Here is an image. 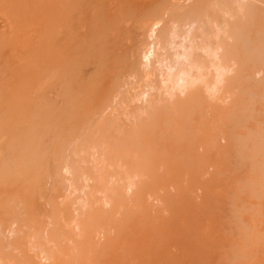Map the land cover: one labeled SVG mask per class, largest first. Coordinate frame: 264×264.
<instances>
[{
    "label": "rangeland",
    "instance_id": "obj_1",
    "mask_svg": "<svg viewBox=\"0 0 264 264\" xmlns=\"http://www.w3.org/2000/svg\"><path fill=\"white\" fill-rule=\"evenodd\" d=\"M206 1L207 0H1V2H0V36L2 35L1 37L6 38V39L10 38L12 40V43H10L9 46L7 47V49H5V51H4V54L6 55L5 58L6 59L8 58V59L6 60L3 56L0 58V69H3L7 65H10L12 67L19 68V69H22L24 71L29 72L30 74L33 75L34 80H37V79H38V81L44 80V81H46L48 86L53 85L52 81H50L51 77H49L52 70L58 69L59 71H62L63 69H65L64 66L67 63V61L70 58L77 55V53L79 51L78 45L80 43L87 41V40H90V37H91V40L94 39L95 36L97 37V35H98V37H100L101 36L100 34L103 32H107V34H109L107 36H109V38L112 41H114L115 43L112 42L114 44H112V45L109 44L110 46L108 45V48L103 47L101 50L107 52L112 57L125 60L124 61L125 63L123 62L124 64L122 66L123 68L120 67L122 70L120 68H119L120 70L118 69L119 72H117V74L118 75L120 74V75L118 76L116 74V76H118V78L117 77L112 78V76H111L110 78L112 80L109 79V81H106V80H108V78H107V79H105V81L102 82L103 84L100 81L101 86H103V88H104V94H107V96H106L104 102L102 101L103 103L100 106L92 107L89 110L90 115H89V118H87L88 120L91 119L92 123H97V122H95V120L97 118L96 116H98V115H100L102 117L104 116L105 118H102V117L100 118V116H99L100 119L99 118L98 119L103 124V126H101V127L104 128L106 132H109V137H107L108 133H106V132H105V134H107V135L104 134L106 136L105 139L102 138L103 136L102 137L99 136L105 140V141H103L100 138L103 141L102 142L97 137V134H96L95 135L96 141L97 140H99V142L101 141V144L99 143L97 146L98 141L94 142V144L95 143L96 144L94 145L92 143L94 145L93 146L94 148H93L91 143H90L87 145V147H85V149L86 148L88 149V148H90V145H91L92 149H88V150H85L83 147V149H84L83 153L84 154H82V153H80V154H81V157L84 156L85 158L82 160L79 159V156H77L78 159L76 158V156H72V155L69 156L70 161H71V162L69 161L70 166H71V164H73V165L75 164V170L77 169L75 171L76 177H77V179L75 178V181L72 180L74 178L75 173L72 176V173L69 171V168H70L69 163H68V165L63 164L64 167L61 166V168L63 167L62 169H60L61 172L59 171V173H58V171L55 170L56 173H53L52 172L53 169L51 172H49L50 176L48 175V178H46V180H45L46 182L44 181V187L42 189L44 191H42V194H40L38 196L39 198L37 199V201L41 205L40 208L44 207L45 209L44 208L43 209L44 210L47 209L46 211H48V209L50 207H52L51 206L52 205V203H51L52 199L53 200L55 199L54 202H56V205L58 204L56 207V210H58V212H60V211L62 212V210H60L61 206H62L61 205V201H62V202H64L63 204L65 206H68L67 208L69 210V213L67 212V215L68 214L71 215V216H68V218L66 216H64V218L65 217L67 218V220L65 219L66 221H68V219L71 220V221L69 220L68 223H66L67 225L63 226L64 224L63 225L61 224L62 222L63 223L65 222L63 219L59 220L57 223V228H59L58 226H60L63 229H64V227H68V224L70 225L69 233L67 231L69 227L67 229H64V231H67V234L65 232L64 237H65V235L67 237L70 236L69 239L71 241L69 239H67L68 241H66L65 238L63 239V237L60 240L59 244L49 241L51 243L48 242V246L51 247V249H53V250L58 249V248H56V246L64 247L63 245H71V243L67 244V242H72V241H74V242H72V245H73V243H75L74 244L75 246L71 245V247H73V250H75L74 248L76 246L78 248V246L80 245V240L78 239V238H80V236H79L80 229L78 228V226H76L78 223L77 221H80V220L82 221V219H84L86 216L92 218V217H94V215H98V213L100 214L101 212H103L100 214V218L103 216V218H102L103 220L100 219V221L105 222V220H106V223L101 222V223L97 224L94 228H92V233H91V239L92 240L90 241V243H88L89 245H86V246H88L86 248L89 249V247H90L92 249H91V251H89L90 250L89 249L88 252L86 253L85 252L86 249L84 248L83 256H85L84 254L86 253V257L83 260L84 264H90V263L91 264H94V263L98 264L99 261L101 260L100 259L101 257H103V258L100 261V263L106 262L104 264H115V262H116V264H154V262H156L155 264H165V263L166 264H168V263L169 264H222V263L223 264H225V263L226 264L227 263L235 264L234 260L236 261V263L241 264V262H240L241 257H239L237 249H234V243H232L233 240H231L229 237L231 236L232 233H234V230H236L238 228L237 226L240 227V224H237L240 222L238 221L237 216L234 212L235 210H234V203L233 202H235V201H233V200L236 197V189L235 188L242 189L243 184L245 182V178H243L244 177V172H243L244 169L240 165H238L239 164V163H237L238 158L234 154V151L231 149V144H233L232 143L233 141L231 142L232 138L230 137L229 133H230V130H232L233 126H231L232 121L230 120V118H229V120L228 119L225 120L223 117L224 120L219 121L220 123L218 125H216V127H214V128H216L215 130L213 128L210 129L211 131L208 130L209 134H205V135H206V137L207 136L209 137V135H210V139L207 137V139H209V140L204 138L203 133H206V132H204L203 130L201 131L200 129H199L200 132L196 131L197 133H201V136L203 135V139H204L203 141L205 144L202 142V139L201 140L198 139L195 142L193 141V143H191V146H192V151H194L195 154L192 153V157H191V153L188 152V150H185V153H184L183 149H186L184 146L181 147L179 145L176 146L174 144H169V143H167L169 141L167 139H166L167 140L166 141L163 138L160 139L163 142V143H161V141L156 140L155 137L150 138L149 136H151L152 134L147 135V134H149V133H147L146 136L145 137L143 136V139L141 138V141H140L141 143L143 142L144 144L143 143L142 144L144 146H146L147 148L145 147L146 150L144 151V149H143L144 146L142 144H140V147L143 146L141 149H143V151H144L143 153L145 155L149 154V156H146V157H148V159L150 161L149 164H147L148 159H146L144 157L145 155L142 154L143 158H145V160L142 159V162L143 163L145 162L143 164L145 166H143L142 168H136L135 167L136 169L134 168L132 170L133 166L127 165L128 168L126 167V170H127L128 174L127 173L124 174V168H122V167H118L119 169H116L117 166L116 165H115L116 167L113 166L114 164L112 166H109L110 160L113 161L112 158H115V156H116L115 152H112L113 147L115 149V147H116L115 145H118V143L120 144L123 140L125 141L127 139V137H129L128 135L133 134L132 133L134 131L133 128H135V130H137L136 129L137 125H138V128L140 126L142 127V125L144 126V124L146 125V122H145L146 119H147V122L148 121L150 122V119L152 120L154 112L156 113V111H158L159 108L165 107L167 104H169V106H170L171 103L175 104L178 101H182L183 99L186 100L185 99L186 96L188 98L187 101H191V99H189L187 91H185V88L187 90V88H189V87L188 86L184 87L185 85H188L187 83H185L184 80L187 78L194 80V76L197 74L196 66L198 67V65L204 66L203 69L206 72H205V75H203L202 80H197L195 78V82H197L196 87H199V88H197L198 89L197 92L199 93V91H200V93L198 94V95H200L199 97L201 99L203 98L202 100L204 101V103L206 102L208 104V105L206 103H205V105H204V103L202 104L201 108L203 107L206 112L201 113V111H203V110H200V115H203L201 117L205 118L206 116H210L212 111H214L213 109L217 108L218 106L220 108L218 107L216 110L219 109L221 112L225 111V109L230 110L234 106V104H233L234 99H235L234 97H236L235 95H237V93L239 92V89H238L239 86H236L235 81H234V76L236 77L237 75L233 74V73H235L234 71L237 68V64H236L237 62L231 57H225L226 54H224V52H226L225 50L228 49L227 47L230 43V39L225 37L224 42L222 41V43H221L220 42L221 39L220 38L216 39V37H214V36L218 32L216 30L217 28H218V30L220 29L219 30V32L221 31L220 34L223 33L222 30L224 29L223 26H225V21H227V20L231 21V17L229 16L230 14H232V16H233L232 21L236 20V19L238 20L240 18L239 15L241 13L237 9L239 8L240 4L243 1L244 2L245 1H252V3L254 1L253 4L260 5L261 1H263V0H231V1L229 0L230 2H228L226 0V4L224 3L225 0H217V1H219L217 5L215 4V3H217L215 0H213V1L211 0L212 4L215 1L214 4L216 5V7H214L215 11L213 10L211 12H208V14L210 13L209 18L214 17V15L211 14L213 12H214V14L220 13V11L218 12V10L216 8H218L222 12L224 11V9L222 10L219 8L220 6H218V5H220V4L222 6H228L230 8L229 9L228 7H226L228 9H226L224 12H227V10L228 11L231 10V11H230V14L228 15L230 18L225 15L227 13H224V15H222L223 14L222 12L220 15L216 14L217 17L216 16L214 17V18H216V20L215 19L214 20L212 19V20L218 22V20L220 19L219 23H217V25H216V22L215 23L212 22L211 26L208 25L210 27H208L205 24L207 21H210L211 19L208 18V15H204L205 11L202 8ZM211 1H207V2L211 3ZM214 4L212 6H214ZM223 4H225V5H223ZM260 6L263 7L264 2H262ZM192 7H194V8H192ZM189 10H191V11H189ZM201 13L203 14L202 17L200 16ZM223 16H225V18L227 17L228 19L227 18H226V20L222 19ZM222 20L223 21L225 20V21L223 22ZM208 23L209 22H207V24ZM90 24H92V26L95 24V29L97 27V29L99 30V32L97 30L95 33H92L94 36H92L91 31H90L91 29H89ZM202 24L205 26H203ZM209 24H211V22ZM215 30H216V32H215ZM213 34H214V36H213ZM224 36H226V34H224ZM224 36H222V37H224ZM219 43H220L221 47H220ZM222 46H224V47H222ZM108 49H110V51H108ZM222 49H224V50L222 51ZM205 50H209L210 54L209 53L207 54ZM81 51L82 50H80L79 53ZM8 54H10V55H8ZM195 60H196V62H195ZM222 60H225V61L223 62ZM188 62H190V64L193 63V65H195V67L189 68L190 64L188 65ZM206 64H207V66H206ZM217 68H220V69L222 68L223 70L225 68H227V69L225 70V72L220 73V72H217V70H216ZM230 68H235V69L234 70L232 69L233 70V72H232V70ZM256 68L257 69H254V68L252 69L253 73H251V75L253 78L259 79L260 77H262L263 72H261L262 70L259 67H256ZM97 72H98V64H97L96 59H95V61H92L91 63H87L84 66V68L81 70L80 77L84 79L86 77L95 75ZM253 74L255 77L253 76ZM183 76H185V77L183 78ZM19 77H18L19 79L15 78V77L8 78L7 79L8 84L10 86L14 87L15 84H18L19 82L22 81L21 79H23V78L21 76H19ZM14 78H15V80H14ZM177 78H178V82H177ZM229 78L231 79V83L234 84L235 86L234 85L232 86L229 83L230 82L228 80ZM114 82H115V84H114L115 86L112 85ZM179 83H182V84H179ZM220 83H221V85H220ZM109 84H110V87H109ZM194 84H196V83H194ZM182 85H184V86H182ZM116 86H118V88ZM182 87H184V88H182ZM30 88L32 89V86H30ZM115 88H117V89H115ZM44 91H45V94L47 96H49L50 98H52V99L57 98L56 100L54 99V101L57 102V104L58 103L60 104V102H62L61 98L57 97L58 93L55 92L54 90H51V89H49V87H47L44 89ZM234 91H238V92H236V94H235V93H233ZM108 97H110L111 101L109 100ZM190 97L193 98L194 96L190 95ZM106 101H107V103H105ZM209 102L212 105H214V107L211 105L209 106ZM107 104H109L110 106L108 107ZM158 106H160V107H158ZM169 106L167 105V107H169ZM101 107H102V109H101ZM170 107L167 109L168 111H169V109L170 110L172 109ZM95 108H97L98 112L95 111L96 110ZM164 109L165 108H163L162 111ZM152 110H154V111H152ZM194 110L195 109L193 108V111ZM93 111L96 112L94 115H93V113H94ZM165 112H167V111H165ZM230 112L227 114V115L230 114L229 117L232 116V112L231 113ZM172 114H173L172 116L175 117L176 113L172 112ZM198 116H199V114L197 115V117ZM171 118H173V117H171ZM171 118H170L171 121L174 120V122H176L174 125L175 127L177 126L176 124H180V123H178V121H176L177 120L176 117L174 119H171ZM202 118H200V117L195 118L194 120H192L193 122L191 121V123L195 124L196 127H198V125L201 124L200 122H202V120H201ZM108 119H110L109 120L110 125L108 123ZM143 122H145V123H143ZM174 122L172 121L171 123H174ZM169 123L165 124V126H168ZM104 124H105V126H104ZM222 124H223V126H222ZM97 125H98V123H97ZM171 126H172L171 128H173V125H171ZM158 127H159V125H158ZM110 130H112V131L110 132ZM177 130H179V129H177ZM177 130L175 132H177ZM212 131H213V134H212ZM210 132H211V134H210ZM226 134L227 135L229 134V135L227 136ZM110 135H111V137L112 136L114 137V138L112 137V139H113V141H116V143L114 142V144H113L112 139H110L111 138ZM118 135H119V137H118ZM126 135H127V137H126ZM121 136H123V137H121ZM124 137L126 139H124ZM228 137H230L231 139H229ZM122 138H123L122 141L119 140ZM146 138H148V139H146ZM153 139H155L156 141L155 140L153 141ZM124 141H123V143H124ZM159 141H160V144L162 145L163 148L159 144ZM206 141H208L209 143H206ZM156 142H158V143L156 144ZM102 143H105L106 146L104 144H103L104 147L101 146ZM111 144L114 145V146L112 145V148L110 147ZM207 144H209V145H207ZM214 144H217V145H214ZM201 145L203 147H201ZM158 146L161 148H159ZM164 146L166 148H164ZM208 146L209 147L211 146V147L209 148ZM95 147H97L98 149ZM170 147L171 148L175 147V148L172 150ZM206 147H208L209 150ZM102 148H104V149H102ZM110 148L112 149L111 152L113 154L112 155L111 154L105 155L106 157L105 156L103 157V154H106V152L109 153V151H106L105 149L109 150ZM210 149L211 150L213 149V150L211 151ZM155 150H156V152H155ZM219 150H220V152H219ZM81 151H83V150H81ZM103 151L105 153H103ZM172 151H174V152H172ZM204 151L206 153H204ZM221 151H223V152H221ZM145 152H148V153H145ZM164 152H165V154H164ZM166 152H168V153H166ZM215 152H217V153L219 152L220 154H217ZM153 153H154V155H153ZM176 153L178 154V156ZM98 154H100V155H98ZM196 154H198V155H196ZM224 154H226V155H224ZM159 155H161L163 157L160 156V158H159ZM184 155H186V157ZM5 156L7 157L6 159L10 158L9 154H8V156H7V154ZM155 156H158V158ZM173 157H177V158L175 159ZM64 158H67V156H64ZM69 158L67 160H69ZM187 158H189V159H187ZM104 159H105V161L108 162L109 168L105 166V165H107V162L105 163V161H103ZM164 159H167V160H164ZM178 159H179V161H178ZM190 159H193L194 161L190 160ZM77 160H79V162H78L79 164H77ZM162 160H164V161H162ZM181 160L185 164L187 163V161L189 163H190V161H192L195 164H193L192 162L190 164H193L192 166H194V165H197V166L192 167L191 165H189V163H187V165L182 163L184 166H180V165H182ZM185 160H187V161L185 162ZM165 161H166V164L168 166L164 165ZM174 161H176V163L179 164L177 166H180L179 168L176 166L177 167L176 170L174 169L175 168L174 164H176ZM233 161L234 162L236 161V162L234 163ZM73 162H76V163H73ZM160 162H161V165H160ZM153 163H155L154 165H156V166L159 163L158 166L160 165L159 168L161 169L160 170L161 175L159 174V171H158L159 168L154 166ZM169 163H171V164H169ZM52 164H53V160H50L49 166L51 167ZM110 164H112V163H110ZM162 164L165 166L164 168H163ZM78 165H79V167L76 168V166H78ZM95 165L96 166L98 165V166L96 167ZM149 165H150V167H149ZM188 165H189V167H188ZM153 166L157 168L156 171L158 173L155 171ZM102 167H105V169H107V171L104 172V173L107 172V174H108L107 177L104 174V177L106 179V180H104V182L106 181L107 184L106 183H104V184L100 183L99 184L97 182V179H98L97 176L98 175H95V174L97 171H98L97 172V174H98L99 171H101V169H103ZM149 168L150 169L153 168L154 170L149 171L150 170ZM147 169H149V170H147ZM179 169H181V170H179ZM185 169H186V171H185ZM228 169H229V171H228ZM50 170H51V168H49V171ZM103 171H104V169H103ZM141 171H144V173ZM153 171L155 173H153ZM181 171H182V173H181ZM184 171H185V173H184ZM166 172L168 173L167 175H165ZM176 172H178V173H176ZM196 172H199V173H196ZM145 173H148V174L145 175ZM151 173L153 175L152 177H151ZM142 174H144V175H142ZM149 174H150V176H149ZM156 174H157V176H156ZM171 174H174V175H171ZM220 175H221V177H220ZM230 175H231V177H230ZM159 176L161 177V179ZM175 176H176V178H174ZM184 176H185V180L189 184H186L187 182L183 181ZM71 177H73V178H71ZM153 177H155V178L157 177L156 178L157 181ZM164 178L169 180L170 184H167L168 181L165 180ZM193 178H194V180H193ZM146 179H148L147 180L148 183L150 182L154 186H150V188L144 189L143 185H145L144 182H146ZM215 179H217V180H215ZM151 180H152V182H151ZM171 180L172 181L174 180V181L172 182ZM221 180H224V182ZM129 181H131V182H129ZM232 181H234L237 185ZM239 181L241 183H243L241 188H240L241 183ZM147 182H146V184H147ZM174 182L179 184V186H177ZM129 183H130V185H129ZM161 183L165 186H163ZM181 183L183 184V186ZM139 184H142V186ZM100 185H102V186L107 185L108 187H105V186L104 187L108 188V189L113 187L114 190L112 188L110 190H107L102 186H101L102 187L101 188ZM112 185H114V186H112ZM158 185L163 186L162 188H160L161 190L158 189L159 188ZM191 185H192V187H191ZM224 185H225V187H224ZM116 186L119 188H117ZM138 186L141 188L143 187V189L145 191L142 189H139V188L137 189ZM146 186H145V188H146ZM174 186H176V187H174ZM45 187H47V189L49 191L47 193L48 195L46 194L47 189ZM154 187H156V189H154ZM116 188L118 190L121 189L119 191L120 194H118L119 198L120 197L123 198V199L121 198L122 199L121 201L119 200V198L117 196H116L117 197L116 199H118V201H113V200H115L114 199L115 197L111 196L112 194H114V196L117 195V191L114 192L116 190ZM167 188H168V190H167ZM178 189L179 190L181 189L180 191H182V192H180ZM105 190H107V191H105ZM111 190H113V191H111ZM135 190L138 192H135ZM154 190H157L158 194L156 193V191L153 192ZM233 190H234V192H233ZM167 191L170 192V193H168L169 195L167 194ZM177 191H179V193ZM43 192H44V194H43ZM135 193H137V195H138V198H139L138 200H137V196ZM141 194H142V196H140ZM182 194H183V196H182ZM45 195H47V196L45 197ZM134 195L136 196L135 197V199L137 200V201L135 200L136 202L134 201V198H133ZM173 195L177 196V197H174ZM231 195H233V196H231ZM178 196H180V197H178ZM49 197H51V202H50ZM163 197H165L166 200L168 198L167 202L165 199L163 200ZM46 198L48 199L47 201H49L50 203L46 202ZM180 198L181 199L185 198L184 201H188V200H190V201H188L187 203L183 201V203H184V205H183L182 202L180 201L181 200ZM205 198H207V200ZM142 199L144 200V201H142L143 205H142V203H141V205H139V203H140L139 201H141ZM175 200H176V202H178L177 204H176ZM192 200H193V202H192ZM238 200H239L240 204L245 205V206L252 204L251 196H249V197L244 196ZM249 200H250V202H249ZM137 202H139V203H137ZM247 202H249V203H247ZM260 202H262V201L259 200V203L257 201H255L254 205L257 204L256 207L264 210L263 209L264 205L262 206L263 203L260 205ZM39 203H38V205H39ZM46 203H47V205H46ZM66 204H68V205H66ZM136 204H138V205H136ZM166 204H167V206H166ZM187 205L189 206L188 208H187ZM133 206L136 207L137 210H135V208ZM143 206L144 207L147 206V207L144 208ZM176 206L180 209H178ZM196 206H197V208H195ZM110 207H111V211L109 209ZM174 207H176V208H174ZM168 208H170V209H168ZM185 208L188 210H186ZM142 209H145V210L143 211ZM129 211L131 213L126 214V212H129ZM187 211H188V213H190L189 216L190 215L192 216V218L190 216L191 219L189 218ZM139 212H140V214H139ZM176 212H179V213L181 212L180 213L181 215L180 214L178 215V213H176ZM183 212L185 215L182 214ZM123 213H124V215H123ZM134 213H136V216L134 215ZM233 213L236 216L235 219H237V220L234 219L235 216L232 215ZM105 214L107 215V217L109 219H111L110 221H112V222H110L109 219H107V217L104 218L106 216ZM173 214L176 216H174ZM18 215H16L17 217H14L13 215L8 214L7 218H6L8 220V222H7V220H5V221L0 220V223H1V225H0V237H1L0 238V240H1V242H0V264H24L23 261L26 259L30 260V261H34L35 264H36V262H37V264H48L49 260L42 252H39V253H38V251L35 252L34 249H32L31 251H28L29 250L28 249L29 246H27L28 243L26 244V241L23 239V238H25L24 236L27 233L26 232L27 230H25V228L27 225H30L26 222L28 220L25 221L27 213H26V215H23V212H21V215H19L20 217ZM122 215L125 216V218L122 217ZM257 215L259 216V214H257ZM260 215H261V213H260ZM127 216H128V218H127ZM261 216H263V214ZM21 217H23V218H21ZM117 217L119 218V220L122 219L123 222L125 221L124 222L125 225L121 220H120L121 221V224H120V221L118 220ZM142 217H143V219H142ZM174 217L178 218L179 221ZM187 217H188V220L191 221V224L194 226H192V225L190 226V223L188 224L189 221L186 219ZM129 218L131 220H129ZM13 219H15L16 221H14ZM17 219L18 220L22 219L20 221L23 222V226H22V223L19 222ZM43 219H44L42 222L43 225H40L41 226L40 228L41 229L43 228V229L42 230H40L39 228L38 229L40 230L42 236L47 234L46 237H48V232L50 230L49 228L55 227L56 225L53 224L54 219L52 220V219H50V217L48 218L47 216H44ZM140 219H141L142 223H141ZM167 219H169V220L167 221ZM181 219H182V222H181ZM117 220L119 221V223L117 222ZM143 220H145L146 223H144ZM160 220H161V223H160ZM9 221H10V223H9ZM24 221L26 222L25 225H24V223H25ZM50 221H52V222H50ZM60 221H61V223H60ZM128 221L131 222L133 227H131L132 225H130V223L127 224ZM155 221H156V224H155ZM233 221H235L236 223ZM243 221H244V219H243ZM246 221L249 222L250 220H246ZM2 222L4 223L3 226H2ZM113 222H115V224H117V223L120 224V227H119V225L114 226ZM132 222H134V223H132ZM136 222H138V223H136ZM167 222L170 224L169 227H166V225L168 226ZM50 223H52V225H50ZM54 223H55V221H54ZM164 223H165V226L163 225ZM233 223L235 225L234 227H237V228L233 229ZM244 223L248 224L245 221H244ZM122 224H123V226H122ZM144 224H146L147 226H145ZM153 224H155V225H153ZM158 224H159V226L162 225V228L161 227L158 228V226H157ZM262 224H264V222H262ZM128 225L130 226V228ZM117 226L119 228L122 227L120 229L121 231L124 228V226H126V228L123 230V233L126 230L125 234L122 233L123 235H121ZM142 227H143V229H142ZM163 227H164V229H163ZM186 227H187V229H186ZM131 228L133 229V231ZM135 228H136V230H135ZM139 228L141 231L139 230ZM153 228H155V229H153ZM190 228H191V230H190ZM26 229H28V228H26ZM151 229H152V232H151ZM160 229H162V230H160ZM18 230L21 231L22 234ZM175 230L177 233L174 232ZM195 230H197V231H195ZM29 231H30V229H28V232ZM127 231L129 233H127ZM182 231H183V233H182ZM186 232L189 233V234H187L188 237L186 236V234L183 235ZM190 232L192 233V236H190V234H191ZM132 233L134 235H132ZM146 233H148V234H146ZM150 233H151V237H150ZM157 233H159V234H157ZM172 233H173V235H172ZM198 233H200L201 235ZM20 234H21V236H20ZM164 234H165V237H164ZM169 234H171L172 236ZM154 235H156V236H154ZM157 235L164 237V239H167L166 242L163 241V239H162V241H163V243H162L159 240L161 237H159ZM145 236L148 239L152 238L153 240H147V238ZM194 236H196V237H194ZM197 236H198V238H197ZM225 236H226V238H225ZM107 237H108V239H106ZM154 237H155V239L157 238V241L154 239ZM184 237L186 239H188V241L190 239H191V241H193V237H194V241L195 240L196 241L195 242L193 241V244H195L197 247L192 246L193 245L192 242L190 243V245L192 244L190 246L189 245L190 241L187 243L186 239L182 240ZM201 237H202V239H201ZM75 238H76V240H74ZM112 238L116 239L115 242H112V241H114ZM117 238H118V241H117ZM129 238H131V239H129ZM142 238L143 239L145 238V241ZM110 239H112V241H110ZM168 239H169V241H168ZM138 240L141 241L142 243L139 242ZM228 240L232 244H229ZM105 241L107 242V244ZM137 241H138V244L140 243L141 245L137 246L135 243ZM147 242H148V244L146 246ZM172 242H173V244H172ZM225 242H228V243H225ZM103 243L108 245V246L110 245V243H115L117 245L113 246V244H112V246H113V248H112V247H110L111 245L109 247H107ZM153 243L157 246V248L156 247L154 248L155 245H153ZM185 243H187L190 247L187 246V244L185 246ZM142 244H143V246H142ZM159 244H161V245H159ZM162 244L163 245L165 244L167 247L165 245L162 247ZM204 244L206 246H204ZM227 244H228V247L226 246ZM54 245H56V246L53 248ZM105 246H106V248H108V251L106 250ZM132 246H133V248H131ZM144 246H146V247H144ZM224 246H226V247L224 248ZM232 246H233V248H231ZM98 247H100V248H98ZM135 247H136V249H134ZM160 247L162 249H160ZM208 247H210V248H208ZM110 248L114 251H112ZM123 248H125V249L123 250ZM200 248H201V250H200ZM216 248H217V250H216ZM97 249H98V251H97ZM99 249H101L102 251L106 250L107 255L108 256L110 255V256L108 257L107 255H105L106 253L102 252ZM116 249L118 251H116ZM129 249L131 251H129ZM155 249H157L158 251ZM208 249H210V250H208ZM222 249H225L224 251L227 250V252L230 251V256H232V258L228 255L229 253L228 254L226 252L224 253ZM231 249H232V253H231ZM233 249L236 251H234ZM166 250H167V252H166ZM93 251H94V253H93ZM124 251H125V253L121 254ZM142 251H144V252H142ZM220 251L222 253H220ZM108 252H110V254H108ZM119 252H121V253H119ZM133 252L135 254H133ZM199 252H200V254H199ZM234 252L235 253L237 252V253L235 254ZM260 252L262 253V255H261V253L259 254L257 251V253L259 255H261V257L258 258V259H260V261L258 262V260L256 259L254 264H264V249L261 250ZM115 253H117L118 255ZM155 253H157V254L152 255ZM233 253H234V256L232 255ZM97 254H98V256H101V255L102 256L100 258H98V256H96ZM119 254L122 256H119ZM138 254H139V256H138ZM158 254H161L162 256L161 255L158 256ZM43 255L45 258L43 257ZM125 255H127L128 257L126 256L123 258V256H125ZM105 256L108 257L107 261L110 258L109 259L110 262L108 261V263H107V261H105V259H106ZM115 256H117V257H115ZM19 257H21V258H19ZM94 257H97V258H94ZM111 257L112 258L114 257V259H112ZM145 257H147V258H145ZM166 257L168 260L170 259L169 260L170 262L167 261ZM234 257H236L237 259ZM60 258L64 261V255H60ZM83 258L84 257H82V259ZM116 258L118 259V261ZM121 258H122V260H125V261H122ZM155 258H158V259L151 261ZM97 259H100L98 261V263H97ZM103 259H104V261H103ZM232 259H234V260H232ZM239 259H240V261H239ZM85 260L88 262H86ZM158 260H162V261L164 260V261L163 262L161 261L162 263H160V261L157 263ZM228 260H229V262H228ZM176 262H178V263H176ZM25 264H28V263H25ZM68 264H72V262H70ZM74 264H75V262H74Z\"/></svg>",
    "mask_w": 264,
    "mask_h": 264
},
{
    "label": "bare ground",
    "instance_id": "obj_2",
    "mask_svg": "<svg viewBox=\"0 0 264 264\" xmlns=\"http://www.w3.org/2000/svg\"><path fill=\"white\" fill-rule=\"evenodd\" d=\"M207 1H211V0H207ZM205 2L204 3V6L202 7L203 11L205 14L204 15H208V18H209V14L208 12H211L214 10V7H216V5L218 4L219 1L215 0L217 3H215V1L213 2L214 6H212V1L211 3L210 2ZM228 2H230L229 0H227ZM1 2V0H0ZM244 2V1H243ZM241 3L239 8L237 10H239V12L241 13L239 16L240 18L237 20H233V16L232 14H230V11L227 10V12H224L226 9H228L229 7L228 6H222L220 3V6L219 8L220 9H224V11L222 12L221 10H219L218 8H216L218 10V12L220 11V13H211L212 15H214V17L217 15H220L221 12L223 13L222 15H224V13H227L225 14L226 16H229L231 17V21L230 20H226L225 16H223L222 19H225V26L224 29L222 30L223 33L220 34L218 28L216 29L218 32L215 34H213L214 37H216V39H221L220 42L222 43V41L224 42L225 40V37L226 38H229L230 39V43L228 45V49L225 50L226 52H224L225 57H231L233 58L237 63V68H230L231 70L235 69V73L233 74H236L237 76L235 77L234 76V81H235V85L236 86H239V92L238 91H234L233 93L237 95H235L236 97H234V106L230 109V110H226L225 108V111L221 112L219 109L216 110L217 108H214L212 111V113L210 114V116H206L204 119L201 117L203 115H200V110H203L201 111L202 112H206L204 110V108L202 109L201 106L202 104L204 103V101L199 97L200 95H198L200 93L197 92V88L199 87H196L197 86V82H195V78L197 80H202L203 78V75H205V70L203 69L204 66H199L198 67L196 66V72L197 74L194 76V80L193 79H190V78H187L185 79V83H187L188 85H182L184 87L188 86L189 88H185V91H187V94L189 96V99H191V101H187V96H186V100H182V101H178L177 103H171V107L169 106V104H167L170 108H172L171 110L169 109V111L167 110L169 107H167V105L165 107H161L162 109L165 108L163 111L161 108H159V110L161 111H156V113L154 112V115L152 117V120L150 119V122L148 121L147 122V119H146V125L144 124V126L142 125V127L140 126L138 128V125H137V130L134 129V131L132 132L133 134H130L128 135L129 137H127V139L124 137V139H126L125 141L122 139H119V140H123V141L118 145H115V149L113 147V151L112 152H115L116 156L115 158H112L113 161L110 160L109 162V166H117L116 169H119L118 167H122L124 168V174L127 173V170H126V167L128 168L127 165H132V170L136 167V168H142L144 163L142 162V159L145 160L148 159V157L146 156H149V154L145 155L143 152L146 150L145 147L140 141H141V138L143 139V136L145 137L147 133V135H150L152 134L151 136H149L150 138L152 137H155L156 140H160L161 138L163 139H167L169 142V144H174V145H179V146H184L186 149H183L184 150V153H185V150H188V152L191 153V157H192V153H194V151H192V146H191V143H193V141L195 142L196 140L198 139H202V142L204 143V139H203V135H204V138L207 139L206 135L205 134H209L208 132L211 131L210 129H216L214 127H216V125H218L220 122L219 121H222V120H226L230 118V121L232 123L231 126L232 127V130H230V137L233 139H231L230 137H228L229 139H231V142L233 144H231V149L234 151V154L236 155V157L238 158V162L239 163L238 165H240L243 169H244V177L245 178V182L244 184L241 183L240 185V188L242 187V184H243V188L242 189H238V188H235L236 189V197L234 198L233 202L234 203V212L237 216V219L240 223H237V224H240V227L237 226V227H234V223H233V229L234 228H237L236 230H234V233L231 234V236L229 237L231 240H233L232 243H234V249H237L238 251V255L239 257H241V261L239 259V261L241 262V264H254L256 259L258 260V262L260 261V258L262 253L260 252L261 250L264 249V224H262V222H264V210H262L261 208H258L256 207L255 204V201H257L259 203V200H261L262 202H260V205L262 204V206L264 205V6L261 7V3L264 2L261 1L260 5H256V4H253L252 1H245L244 3ZM222 3V2H221ZM226 4V0L224 2ZM223 4V5H225ZM258 4V3H257ZM222 7V8H221ZM228 7V8H226ZM194 8V7H192ZM210 10H209V9ZM230 9V8H229ZM191 11V10H189ZM215 11V10H214ZM229 12V13H228ZM237 12V11H236ZM232 13V12H231ZM239 14V13H238ZM200 16L202 17L203 14L201 13ZM211 16V15H210ZM228 16V17H229ZM238 16V15H237ZM209 18L211 19L210 21H207V22H211V24H206L205 25H212V22H216V21H213L214 19L216 20V18ZM217 17V16H216ZM219 17V16H218ZM229 17V18H230ZM207 18V19H208ZM213 19V20H212ZM219 19V18H218ZM228 19V18H227ZM220 20V19H219ZM219 20L218 22H216V25L217 23H219ZM205 21V20H204ZM203 21V22H204ZM223 21V20H222ZM223 21V22H224ZM93 23V22H92ZM203 25V24H202ZM203 25V26H205ZM91 26V27H90ZM89 26V29H91V34L92 33H95L98 29L96 27L95 29V24L92 26V24H90ZM206 26V27H207ZM208 26V27H210ZM207 27V28H208ZM214 27V26H213ZM220 28V27H219ZM212 29V28H211ZM101 30V29H100ZM104 30V29H103ZM213 30V29H212ZM215 30V32H216ZM107 31V30H106ZM99 32V30H98ZM214 32V33H215ZM224 34H226V36H224ZM101 36L97 37L95 36L94 39L91 40V37H90V40H87V41H84L82 43H80L78 45V48H79V51L82 50L80 53L78 51L77 55H75L74 57L70 58L67 63L65 64V69H63L62 71H59L58 69H54L52 70V72L50 73L49 77H51V80L53 85H49L46 83V81L44 80H41V81H38L37 80H34V77L32 74H30L29 72L27 71H24L22 69H19V68H15V67H12L10 65H7L5 68L3 69H0V220L1 221H5L7 220V215H13L14 217H17L16 215H21V212H23V215H26L27 213V216H26V221L28 224L30 225H27L26 228L30 229V231L28 232V229H26L25 227V230H27L26 234H25V238H23L25 241H26V244L28 243L27 246H29V250L28 251H31L32 249L39 252H42L49 260V263L48 264H68L70 262H72V264H84L83 260L85 259L86 257V253L89 251H91L92 248L86 246V245H89L88 243H90V241L92 240L91 239V233H92V228H94L97 224L99 223H106V220L105 222L103 221H100V219L103 218V216L100 218V214L103 213L101 212L100 214L98 213V215H94V217H85L84 219H82V221H77V225L78 228L80 229V233H79V236L80 238H78L80 240V245L77 246L74 248L75 250H73V247H71L72 245V242H67V244L71 243V245H63L64 247H58L56 245L53 246V248L56 246V248L58 249H51V247L48 246V242L51 241V242H54V243H58L60 242V240L65 238L66 241H68L67 239H69V237H67L65 235L64 237V234L66 232L67 234V231L69 233V229H70V225L68 224V227H64V229H67V231H64L63 228H61L60 226H58L59 228H57V223L59 220L63 219L65 222L60 223L65 226L67 225L66 223H68V221L70 219L67 220L68 216H71V215H67V212L69 213V210H68V206H65L61 201V209L62 212H58V210H56V202H54V200L52 199V202H51V197H49L50 199V202L52 203V207H50L48 209V211L44 210L43 208H40L41 205L40 203L37 201V199L39 198L38 196L40 194H42V190L43 187H44V181L46 180V178H48V175L50 174L49 172L52 171L53 169V173H56V171H59L61 172L60 169H62L64 166L63 164H66L68 165L69 161H70V158L69 156H76V158L78 159L77 156H79V159H84L85 157H81V154H84V149L85 147H87L88 144L91 143L92 147L96 144H94V142H97V146L98 144L100 143L101 144V141H105V129L102 128L101 126H103V124L99 121V119L102 117L100 115L96 116V120L95 122L98 123H92V120L91 119H87L89 118V115H90V112L89 110L92 108V107H97V106H100L107 94H104V88L103 86H101L100 84V81L101 83L103 81H105V79L108 78V80L106 81H109L112 80L110 77L112 76L113 77H117L120 75L117 74V72H119V70L121 69L120 67L123 66V64L125 63L124 59H117L115 57H112L110 56L107 52L101 50L103 47H107L108 48V45H112L114 44L115 42L112 41L109 36V34H107V32H103L100 34ZM2 36V35H1ZM0 36V58L3 56L4 58L6 57V55L4 54V51L5 49H7V47L9 46L10 43H12V40L10 38L6 39V38H2ZM90 36V35H89ZM92 36H94L92 34ZM224 36V37H222ZM222 37V38H221ZM93 38V37H92ZM224 38V39H223ZM114 42V43H112ZM219 42V41H218ZM217 42V43H218ZM109 45V46H110ZM220 45V43H219ZM221 47V45H220ZM224 47V46H222ZM205 49V48H204ZM209 49V48H208ZM224 49H222L223 51ZM108 51H110V49H108ZM206 53L210 54L209 50H205ZM10 55V54H8ZM187 55V54H186ZM189 55V54H188ZM222 56V55H221ZM10 57V56H9ZM191 57V56H190ZM222 58V57H221ZM6 59V58H5ZM8 59V58H7ZM6 59V60H7ZM96 59V62L98 64V72L95 74V75H92V76H89V77H86V78H81L80 77V73H81V70L84 68V66L87 64V63H91L92 61H95ZM223 59V58H222ZM223 62L225 60H222ZM231 61V60H230ZM124 62V63H123ZM192 62V61H191ZM194 62V61H193ZM196 62V60H195ZM11 64V63H10ZM190 64V62H188V65ZM195 64V63H194ZM193 63H191L189 65V68L191 67H195V65H193ZM197 65V64H196ZM209 65V64H208ZM225 65V64H224ZM207 66V64H206ZM211 66V65H210ZM209 66V67H210ZM227 66V65H226ZM232 66V65H231ZM223 67V66H222ZM233 67V66H232ZM256 67H259L261 70L262 73V77H260L259 79L257 78H253L251 73H253V68L254 69H257ZM120 68V69H119ZM123 68V67H122ZM119 69V70H118ZM227 68H225L224 70L221 68H217V72H220V73H223L225 72ZM122 70V69H121ZM232 70V72H233ZM259 71V70H258ZM227 73V72H226ZM231 73V72H230ZM257 73V72H256ZM116 74L118 76H116ZM258 74V73H257ZM191 75V74H190ZM19 76H21L23 79H21L22 81L19 82L18 84H15L14 87L10 86L8 84V81L7 79L8 78H12V77H15V78H18ZM254 76V74H253ZM185 76H183L184 78ZM255 77V76H254ZM14 78V80H15ZM20 78V77H19ZM18 78V79H19ZM182 78V77H181ZM192 78V77H191ZM233 79V78H232ZM196 80V81H197ZM223 80V79H222ZM230 82V84L233 86L234 84L231 83V79L229 78L228 79ZM118 81V80H117ZM11 82V81H10ZM113 82V81H112ZM176 82V81H175ZM174 82V83H175ZM177 82H178V78H177ZM180 82V81H179ZM100 85H99V84ZM183 83V82H182ZM182 83H179V84H182ZM196 83V84H194ZM200 83V82H199ZM228 83V82H227ZM103 84V83H102ZM108 84V83H107ZM106 84V85H107ZM115 82L112 84L114 85ZM194 84V85H193ZM119 85V84H118ZM175 85V84H174ZM221 85V83H220ZM234 85V86H235ZM30 86H32V89L30 88ZM115 86V85H114ZM120 86V85H119ZM231 86V87H232ZM49 87V89L51 90H54L55 92H57L58 94V98H61V101L60 104L57 102L54 101V99L56 100L57 98H50L49 96H47L45 94V91L44 89ZM106 87V86H105ZM109 87H110V84H109ZM112 87V86H111ZM118 88V86H116ZM182 87V88H184ZM115 88V89H117ZM231 89V88H230ZM237 90V89H236ZM183 91V90H182ZM106 93V92H105ZM194 93V94H193ZM191 96H194L193 98L190 97ZM109 100H110V97H108ZM177 99V98H176ZM181 99V98H180ZM108 100V99H107ZM178 100V99H177ZM58 101V100H57ZM103 101V102H102ZM111 101V100H110ZM176 101V100H175ZM212 101V100H211ZM173 102V101H172ZM107 103V101L105 102ZM206 103V102H205ZM204 103V105H205ZM207 104V103H206ZM215 104V103H214ZM105 105V104H104ZM108 107L110 106L109 104H107ZM208 105V104H207ZM213 106L210 102H209V106ZM160 107V106H158ZM167 107V108H166ZM205 107V106H204ZM100 108V107H99ZM193 108L195 109L193 111ZM201 108V109H200ZM206 108V107H205ZM220 108V107H219ZM223 108V107H222ZM94 109V108H93ZM97 111V108H95ZM102 109V107H101ZM100 109V110H101ZM156 109V108H155ZM157 110V109H156ZM232 110V111H231ZM154 111V110H152ZM167 111V112H165ZM175 112V117L177 118L176 121H178V123L180 124H176L177 126L175 127V123L174 120H172L174 123H171L172 121L170 120L171 119H174L175 117L172 116V112ZM181 111V112H180ZM232 112V116L229 117V115H227L229 112ZM94 112V111H93ZM98 112V111H97ZM220 112V113H219ZM230 112V113H231ZM92 113V112H91ZM96 112L93 113V115L95 114ZM102 113V112H101ZM100 113V114H101ZM180 113V114H179ZM178 114V115H177ZM199 114V116L197 117V115ZM209 115V114H208ZM100 116V118H99ZM171 116V117H170ZM150 117V116H149ZM202 118V122H200L201 124L198 125V127H196L195 124H192L191 121L194 120L195 118ZM224 117V119H223ZM99 118V119H98ZM102 118H105L104 116ZM148 118V117H147ZM145 119V118H144ZM98 120V121H97ZM102 120V119H101ZM107 120V119H106ZM110 119H108V123L110 125V122H109ZM198 120V119H197ZM171 121V122H170ZM180 121V122H179ZM196 121V120H195ZM194 121V122H195ZM103 122V121H102ZM143 122V123H145ZM170 122V123H169ZM193 122V121H192ZM102 125H101V124ZM168 126H165V124H168ZM140 124V123H139ZM197 124V123H196ZM226 124V123H225ZM100 125V126H99ZM159 125V127H158ZM173 125V128H171ZM195 125V126H194ZM105 126V124H104ZM170 126V127H169ZM223 126V124H222ZM112 127V126H111ZM218 127V126H217ZM219 128V127H218ZM104 129V130H103ZM179 129V130H177ZM198 129V130H197ZM199 129L206 133H203V135L201 136V133H197L196 131H199ZM231 129V128H230ZM64 130V131H63ZM177 130V132H175ZM209 130V131H208ZM112 130H110L111 132ZM220 131V130H219ZM223 131V130H222ZM200 132V131H199ZM108 133L107 137H109V132H106ZM129 133V132H128ZM131 133V132H130ZM215 133V132H214ZM97 134V137L100 139L102 136V138L104 139H100L101 141L99 142V140L96 141V137L95 135ZM105 134V135H104ZM199 134V135H198ZM211 134V132H210ZM212 134H213V131H212ZM228 134V135H229ZM117 135V134H116ZM227 135V134H226ZM227 135V136H228ZM101 136V137H99ZM115 136V135H114ZM212 136V135H211ZM111 137V135H110ZM113 137V136H112ZM112 137L110 139H112ZM119 137V135H118ZM123 137V136H121ZM148 137V138H149ZM114 138V137H113ZM146 138V139H148ZM210 139V135L208 137ZM108 139V138H107ZM117 139V138H116ZM145 139V140H146ZM207 139V140H209ZM215 139V138H214ZM155 139H153L154 141ZM155 140V141H156ZM166 140V141H167ZM102 141V142H103ZM111 141V140H110ZM113 141V139H112ZM118 141V140H117ZM147 141V140H146ZM161 141V140H160ZM160 141H159V144H160ZM213 141V140H212ZM230 141V140H229ZM107 142V141H106ZM114 142L116 143V141H113V144ZM211 142V141H210ZM94 145H93V144ZM147 143V142H146ZM158 142H156L157 144ZM161 143H163L161 141ZM166 143V142H165ZM206 143H209L208 141H206ZM213 143V142H212ZM105 143H102L101 146L104 147ZM111 144V148H112V145ZM140 144H142L144 146V151L143 149H141L143 146L140 147ZM168 144V145H169ZM199 144V143H198ZM205 144V143H204ZM90 145V148L88 149H92ZM146 145V144H145ZM149 145V144H148ZM161 145V144H160ZM203 145V144H202ZM201 145V147H203ZM209 145V144H207ZM211 145V144H210ZM214 145H217V144H214ZM100 146V145H99ZM106 146V145H105ZM114 146V145H113ZM151 146V145H150ZM149 146V147H150ZM167 146V145H166ZM172 146V145H171ZM206 146V145H205ZM84 147V149H83ZM89 147V146H88ZM148 147V148H149ZM159 147V146H158ZM162 147V145H161ZM159 147V148H161ZM200 147V146H199ZM209 147V146H208ZM206 147V148H208ZM211 147V146H210ZM209 147V148H210ZM94 148V147H93ZM97 148V147H95ZM105 149L106 151H109L106 152V154H103V157L105 155H112L113 153L111 152L112 149ZM147 148V147H146ZM151 148V147H150ZM163 148V147H162ZM164 148H166L164 146ZM171 148V147H170ZM175 148V147H174ZM174 148H171L172 150ZM205 148V149H206ZM208 148V150H209ZM218 148V147H217ZM87 148L85 150H88ZM98 149V148H97ZM104 149V148H102ZM179 149V148H178ZM196 149V148H195ZM198 149V148H197ZM214 149V148H213ZM212 149V150H213ZM228 149V148H227ZM83 150V151H81ZM104 150V151H105ZM150 150V149H149ZM204 150V149H203ZM207 150V149H206ZM211 150V149H210ZM211 150V151H212ZM222 150V149H221ZM226 150V149H225ZM224 150V151H225ZM230 150V149H229ZM90 151V150H89ZM102 151V150H101ZM103 151V153H105ZM148 151V150H147ZM169 151V150H168ZM176 151V150H175ZM178 151V150H177ZM180 151V150H179ZM215 151V150H214ZM156 152V150H155ZM174 152V151H172ZM187 152V153H188ZM197 152V151H196ZM220 152V150H219ZM217 153V154H220V153ZM223 152V151H221ZM226 152V151H225ZM86 153V152H85ZM99 153V152H98ZM108 153V154H107ZM145 153H148V152H145ZM150 153V152H149ZM168 153V152H166ZM204 153H206L204 151ZM208 153V152H207ZM212 153V152H211ZM214 153V154H215ZM7 154L10 155V158L9 159H6L7 157L5 156ZM145 155L143 158V155ZM165 154V152H164ZM177 154V153H176ZM189 154V153H188ZM195 154V153H194ZM97 155V154H96ZM100 155V154H98ZM152 155V154H151ZM154 155V153H153ZM156 155V154H155ZM187 155V154H186ZM186 155H184L186 157ZM198 155V154H196ZM226 155V154H224ZM64 156H67V158H64ZM113 156V157H114ZM161 155H159V158H160ZM169 156V155H168ZM173 156V155H172ZM175 156V155H174ZM178 156V154H177ZM188 156V155H187ZM201 156V155H200ZM220 156V155H219ZM102 157V158H103ZM106 157V156H105ZM112 157V156H111ZM158 158V156H155ZM163 157V156H161ZM189 157V156H188ZM197 157V156H196ZM69 158V160H67ZM88 158V157H87ZM110 158V157H109ZM108 158V159H109ZM152 158V157H151ZM150 158V159H151ZM156 158V159H157ZM173 158H177V157H173ZM183 158V157H182ZM190 158V157H189ZM187 158V159H189ZM225 158V157H224ZM55 159V160H54ZM171 159V158H170ZM184 159V158H183ZM182 159V160H183ZM235 159V158H234ZM50 160H53V164L52 166L50 167L49 166V161ZM72 160V159H71ZM143 160V161H144ZM152 160V159H151ZM164 160H167V159H164ZM162 160V161H164ZM181 160V161H182ZM190 160H193V159H190ZM227 160V159H226ZM73 161V160H72ZM85 161V160H84ZM105 161V159L103 160ZM149 161V159H148ZM147 161V164L150 163V161L148 162ZM179 161V159H178ZM177 161V162H178ZM180 161V162H181ZM187 160H185L186 162ZM194 161V160H193ZM237 161V160H236ZM235 161V162H236ZM71 162V161H70ZM79 160H77V164ZM107 161H105L106 163ZM156 162V161H155ZM158 162V161H157ZM171 162V161H170ZM176 163V161H174ZM179 162V163H180ZM192 161H190L191 163ZM196 162V161H195ZM234 162V161H233ZM234 162V163H235ZM73 163H76V162H73ZM112 163V164H110ZM173 163V162H172ZM183 163V161L181 162V164ZM187 163H189L187 161ZM187 163H183L185 165H187ZM189 165H193L195 164L194 162H192L193 164H190ZM216 163V162H215ZM76 164V165H77ZM155 163H153L154 165ZM159 164V163H158ZM156 167H160L161 165V162H160V165ZM171 164V163H169ZM174 164V163H173ZM180 165V166H184V165ZM65 165V166H66ZM151 165V164H150ZM149 165V167H150ZM163 165V164H162ZM164 165H167L166 164V161H165V164ZM163 165V168L165 167ZM179 164H174V169L176 170V168L180 167V166H177ZM188 165V167H189ZM61 166H63L61 168ZM69 166H70V163H69ZM96 166V165H95ZM98 166V165H97ZM96 166V167H97ZM106 167L109 168L108 166V162H107V165H105ZM115 166V167H116ZM152 166V165H151ZM153 166V167H154ZM168 166V165H167ZM166 166V167H167ZM171 166V165H170ZM177 166V167H176ZM190 166V167H191ZM194 166H197V165H194ZM192 166V167H194ZM239 166V167H240ZM78 166H76V168H78ZM148 167V166H147ZM156 167H154L155 171H156ZM238 167V168H239ZM240 167V168H241ZM49 168H51V170L49 171ZM67 168V167H66ZM69 168V167H68ZM104 169H101V171H99V173L95 175H98V179H97V182L100 184V183H106V181L104 182L105 177H104V174L106 175V177L108 176L107 172L104 173L105 171H107V169H105V167H102ZM130 168V167H129ZM135 168V169H136ZM162 168V167H161ZM162 168V169H163ZM170 168V167H169ZM185 168V167H184ZM187 168V167H186ZM215 168V167H214ZM228 168V167H227ZM235 168V167H234ZM239 168V169H240ZM145 169V168H144ZM150 169V168H149ZM147 169V170H149ZM153 168H151L149 171H152L154 170ZM167 169V168H166ZM165 169V170H166ZM190 169V168H189ZM196 169V168H195ZM77 170V169H76ZM75 170V164H71L70 168H69V171L72 173V176L74 175V178L72 180L75 181V178L77 179L76 177V171ZM99 170V169H98ZM131 170V169H130ZM140 170V169H139ZM161 169L159 168L158 171H159V174L161 175ZM164 170V169H163ZM168 170V169H167ZM173 170V169H172ZM181 170V169H179ZM188 170V169H187ZM191 170V169H190ZM237 170V169H236ZM109 171V170H108ZM186 171V169H185ZM184 171V173H185ZM229 171V169H228ZM231 171V170H230ZM79 172V171H78ZM134 172V171H133ZM137 172V171H136ZM135 172V173H136ZM144 173V171H141ZM157 172V171H156ZM171 172V171H170ZM179 172V171H178ZM176 172V173H178ZM191 172V171H190ZM193 172V171H192ZM200 172V171H199ZM199 172H196V173H199ZM80 173V172H79ZM130 173V172H129ZM153 173H155L153 171ZM158 173V172H157ZM173 173V172H172ZM175 173V174H176ZM182 173V171H181ZM189 173V172H188ZM128 174V173H127ZM132 174V173H131ZM148 173H145V175H147ZM168 173L166 172L165 175H167ZM78 175V174H77ZM122 175V174H121ZM141 175V174H140ZM144 175V174H142ZM171 175H174V174H171ZM178 175V174H177ZM176 175V176H177ZM184 175V174H183ZM186 175V174H185ZM50 176V175H49ZM133 176V175H132ZM150 176V174H149ZM152 173H151V177H152ZM157 176V174H156ZM176 176L174 178H176ZM179 176V175H178ZM192 176V175H191ZM195 176V175H194ZM198 176V175H197ZM148 177V176H147ZM160 177V176H159ZM221 177V175H220ZM231 177V175H230ZM127 178V177H126ZM155 178V177H153ZM157 178V177H156ZM155 178V180H156ZM168 178V177H167ZM170 178V177H169ZM188 178V177H187ZM219 178V177H218ZM224 178V177H223ZM125 179V178H124ZM145 179V178H144ZM161 179V177H160ZM165 179V178H164ZM229 179V178H228ZM234 179V178H233ZM129 180V179H128ZM148 179H146V182H147ZM167 180V179H165ZM183 180V179H182ZM194 180V178H193ZM217 180V179H215ZM235 180V179H234ZM51 181V180H50ZM96 181V180H95ZM145 181V180H144ZM157 181V180H156ZM167 184H170L169 180H167ZM172 181V180H171ZM174 181V180H173ZM172 181V182H173ZM183 181H186L185 180V176H184V180ZM189 181V180H188ZM198 181V180H197ZM224 182V180H221ZM226 181V180H225ZM46 182V181H45ZM131 182V181H129ZM145 183L144 186V189H147V188H150V186H154L152 185L150 182L147 184ZM152 182V180H151ZM155 182V181H154ZM181 182V181H180ZM187 182V181H186ZM231 182V181H230ZM234 182V181H232ZM51 183V182H50ZM141 183V182H140ZM175 183V182H174ZM209 183V182H208ZM214 183V182H213ZM235 183V182H234ZM102 184V185H103ZM107 184V183H106ZM109 184V183H108ZM112 184V183H111ZM155 184V183H154ZM157 184V183H156ZM162 184V183H161ZM177 186H179V184L175 183ZM174 184V185H175ZM182 184V183H181ZM180 184V185H181ZM186 184H189L188 182ZM218 184V183H217ZM231 184V183H230ZM236 184V183H235ZM51 185V184H50ZM100 185V187L102 186ZM130 185V183H129ZM142 186V184H139ZM147 185V186H146ZM163 185V184H162ZM158 185V189L161 190L160 188H162L163 186L165 185ZM173 185V184H172ZM237 185V184H236ZM105 186V185H104ZM102 186V187H104ZM111 186V185H110ZM114 186V185H112ZM146 186V188H145ZM161 186V187H160ZM183 186V184H182ZM209 186V185H208ZM217 186V185H216ZM101 187V188H102ZM105 187H108L107 185ZM104 187V188H105ZM117 187V186H116ZM167 187V186H166ZM165 187V188H166ZM176 187V186H174ZM192 187V185H191ZM218 187V186H217ZM225 187V185H224ZM234 187V186H233ZM236 187V186H235ZM239 187V186H238ZM47 189V187H45ZM113 189V187H111ZM111 188H105L107 190H110ZM119 188V187H117ZM116 188V190L114 192L117 191V195L114 196V194H112L111 196L115 197L113 201H118V199H116L118 197V194L119 191L121 190H118ZM143 189V187H137V189ZM185 188V187H184ZM50 189V188H49ZM154 189H156V187H154ZM157 189V190H158ZM182 189V188H181ZM180 189V190H181ZM188 189V188H187ZM217 189V188H216ZM220 189V188H219ZM105 190V191H107ZM114 190V189H113ZM111 190V191H113ZM157 190H154L153 192L156 191L157 193ZM168 190V188H167ZM179 190V189H178ZM179 190V191H180ZM184 190V189H183ZM218 190V189H217ZM232 190V189H231ZM46 191V190H45ZM110 191V192H111ZM140 191V190H139ZM145 191V190H144ZM150 191V190H149ZM179 191H177L179 193ZM48 189H47V192L46 194L48 193ZM109 192V191H108ZM135 192H138L135 190ZM182 192V191H180ZM234 192V190H233ZM170 193L167 191V194ZM189 193V192H188ZM44 194V192H43ZM136 196H137V200L139 199L138 198V195L137 193H135ZM139 194V193H138ZM153 194V193H152ZM158 194V193H157ZM166 194V195H167ZM215 194V193H214ZM48 195V194H47ZM45 195V197L47 196ZM122 195V194H121ZM169 195V194H168ZM178 195V194H177ZM181 195V194H180ZM2 196V197H1ZM43 196V195H42ZM117 196V197H116ZM134 195V201L136 200ZM142 196V194L140 195ZM174 196V195H173ZM183 196V194H182ZM233 196V195H231ZM244 196H251V201H252V204L251 205H248V206H245V205H242L240 204L239 200L240 198L244 197ZM172 197V196H171ZM174 197H177V196H174ZM180 197V196H178ZM185 197V196H184ZM41 198V197H40ZM119 198V197H118ZM122 197L119 198V200L121 201ZM142 198V197H141ZM162 199V198H161ZM165 199V197H163V200ZM173 199V198H172ZM181 199V198H180ZM185 199V198H184ZM184 199L182 198L180 201L182 202V204L184 205L183 201ZM207 200V198H205ZM40 200V199H39ZM48 199L46 198V202L50 203L49 201H47ZM131 200V199H130ZM136 200V201H137ZM146 200V199H145ZM166 200V199H165ZM168 200V198H167ZM166 200V202H167ZM214 200V199H213ZM218 200V199H217ZM41 201V200H40ZM135 201V202H136ZM142 201H144L143 199L137 203H139V205H141ZM190 201V200H188ZM188 201H184V202H188ZM39 205H38V203ZM132 202V201H131ZM164 202V201H163ZM176 202V200H175ZM193 202V200H192ZM250 202V200H249ZM247 202V203H249ZM121 203V202H120ZM178 202H176L177 204ZM208 203V202H207ZM246 203V204H247ZM45 204V203H44ZM169 204V203H168ZM216 204V203H215ZM47 205V203H46ZM49 205V204H48ZM68 205V204H66ZM119 205V204H118ZM129 205V204H128ZM138 205V204H136ZM143 205V203H142ZM170 205V204H169ZM172 205V204H171ZM175 205V204H174ZM186 205V204H185ZM189 205V204H188ZM187 205V208L189 207ZM167 206V204H166ZM173 206V205H172ZM179 206V205H178ZM182 206V205H181ZM206 206V205H205ZM112 207V206H111ZM111 207L109 208L110 211H111ZM134 207V206H133ZM142 207V206H141ZM144 207V206H143ZM147 207V206H146ZM144 207V208H146ZM169 207V206H168ZM177 207V206H176ZM174 207V208H176ZM232 207V206H231ZM123 208V207H122ZM135 210L136 207H134ZM140 208V207H139ZM171 208V207H170ZM168 208V209H170ZM178 208V207H177ZM197 208V206L195 207ZM233 208V207H232ZM58 209V208H57ZM119 209V208H118ZM148 209V208H147ZM146 209V210H147ZM180 209V208H178ZM186 209V208H185ZM264 209V207H263ZM123 210V209H122ZM126 210V209H125ZM143 211L145 209H142ZM188 210V209H186ZM185 210V211H186ZM205 210V209H204ZM64 211V212H63ZM118 211V210H117ZM127 211V210H126ZM141 211V210H140ZM148 211V210H147ZM176 211V210H175ZM25 212V213H24ZM115 212V211H114ZM152 212V211H151ZM173 212V211H172ZM171 212V213H172ZM106 213V212H105ZM127 213H131L130 211L129 212H126ZM150 213V212H149ZM178 213V215L181 213L179 212H176ZM186 213V212H185ZM227 213V212H226ZM263 214V216L260 215ZM64 214V215H63ZM115 214V213H114ZM140 214V212H139ZM175 214V213H174ZM173 214V215H174ZM184 214V212L182 213ZM187 214L189 216L190 213H188L187 211ZM259 214V216L257 215ZM18 215V216H19ZM106 215V214H105ZM104 215V216H105ZM109 215V214H108ZM116 215V214H115ZM124 215V213H123ZM125 218V216H123ZM132 215V214H131ZM134 215L136 216V213H134ZM153 215V214H152ZM181 215V214H180ZM185 215V214H184ZM183 215V216H184ZM229 215V214H228ZM234 215V213L232 214ZM44 216H47L48 218L50 217V219H54L53 220V224L56 225L55 227H50L48 230V237H46V235H41V232L40 230H42L40 227V225H43V218ZM64 216H66L64 218ZM129 216V215H128ZM127 216V218H128ZM140 216V215H139ZM144 216V215H143ZM156 216V215H155ZM176 216V215H174ZM187 216V215H186ZM191 216V215H190ZM189 216V218H190ZM235 216V215H234ZM236 216L234 217V219L236 218ZM20 217V216H19ZM107 215L104 217L106 218ZM116 217V216H115ZM194 217V216H193ZM13 218V217H12ZM23 218V217H21ZM71 218V217H70ZM118 218V217H117ZM131 218V217H130ZM129 218V220H131ZM145 218V217H144ZM150 218V217H149ZM154 218V217H153ZM172 218V217H171ZM176 218V217H174ZM192 218V216H191ZM190 218V219H191ZM16 219V218H15ZM15 219H13L14 221H16ZM49 219V220H50ZM66 219V220H65ZM107 219H109L107 217ZM143 219V217H142ZM166 219V218H165ZM178 221L179 219L176 218ZM188 220V217L186 218ZM230 219V218H229ZM233 219V220H234ZM235 219V220H237ZM248 224H245L244 221ZM18 220V219H17ZM22 220V219H20ZM20 220H18L19 222H21ZM103 220V219H102ZM111 219H109L110 221ZM115 220V219H114ZM119 220V218H118ZM117 220V222L119 223V221L122 219H120L119 221ZM124 220V219H123ZM136 220V219H135ZM139 220V219H138ZM150 220V219H149ZM162 220V219H161ZM161 220H160V223H161ZM169 219H167L168 221ZM174 220V219H173ZM246 220H250L249 222L246 221ZM11 221V220H10ZM9 221V223H10ZM24 221V222H25ZM55 221V223H54ZM71 221V220H70ZM116 221V220H115ZM121 221H120V224H121ZM141 221V219H140ZM144 223L145 220H143ZM165 221V220H164ZM172 221V220H171ZM177 221V222H178ZM188 224L190 223V226L192 225L191 224V221L188 220ZM8 222V220H7ZM26 222L24 223V225L26 224ZM52 222V221H50ZM112 222V221H110ZM123 222V221H122ZM125 222V221H124ZM123 222V223H124ZM135 222V221H134ZM132 222V223H134ZM181 222H182V219H181ZM187 222V221H186ZM235 222V221H233ZM6 223V222H5ZM22 223V226H23V222ZM20 223V224H21ZM42 223V224H41ZM87 223V224H86ZM114 223V226L115 225H119L120 227V224H115ZM131 224L130 221L127 222V224ZM138 223V222H136ZM142 223V221H141ZM168 223V222H167ZM166 223V224H167ZM171 223V222H170ZM193 223V222H192ZM198 223V222H197ZM236 223V222H235ZM3 222H2V226H3ZM152 224V223H151ZM155 224H156V221H155ZM153 224V225H155ZM180 224V223H179ZM1 225V223H0ZM50 225H52V223H50ZM53 225V226H54ZM108 225V224H107ZM125 225V223H124ZM135 225V224H134ZM138 225V224H137ZM145 226H147L146 224H144ZM161 225V224H160ZM165 226V223L163 224ZM169 223H168V226L166 225V227H169ZM39 226V227H38ZM123 226V224H122ZM129 226V225H128ZM158 228H162V225L159 226V224L157 225ZM172 226V225H171ZM175 226V225H174ZM178 226V225H177ZM189 226V227H190ZM194 226V225H192ZM118 227V226H117ZM118 227V230L120 232L121 235L125 234V232L123 233V230L126 228V226H124V228L122 229V231L120 230L121 228ZM133 227V225L131 226ZM138 227V226H137ZM144 227V226H143ZM142 227V229H143ZM153 227V226H152ZM173 227V226H172ZM188 227V226H187ZM186 227V229H187ZM3 228V227H2ZM23 228V229H24ZM32 228V229H31ZM40 230H39V229ZM72 228V227H71ZM130 228V226H129ZM147 228V227H146ZM149 228V227H148ZM177 228V227H176ZM201 228V227H200ZM132 229V228H131ZM130 229V230H131ZM150 229V228H149ZM155 229V228H153ZM164 229V227H163ZM194 229V228H193ZM72 230V229H71ZM136 230V228H135ZM138 230V229H137ZM140 230V228H139ZM145 230V229H144ZM148 230V229H147ZM162 230V229H160ZM178 230V229H177ZM184 230V229H183ZM191 230V228H190ZM19 231V230H18ZM133 231V229H132ZM141 231V230H140ZM155 231V230H154ZM185 231V230H184ZM197 231V230H195ZM236 231V232H235ZM21 232V231H19ZM138 232V231H137ZM151 232H152V229H151ZM176 232V230L174 231ZM188 232V231H187ZM184 233L183 235L186 234H189V233ZM192 232V231H191ZM190 232V233H191ZM199 232V231H198ZM233 232V231H232ZM73 233V232H72ZM71 233V234H72ZM123 233V234H122ZM127 233H129L127 231ZM140 233V232H139ZM143 233V232H142ZM156 233V232H155ZM166 233V232H165ZM177 233V232H176ZM183 233V231H182ZM22 234V232H21ZM20 234V236H21ZM118 234V233H117ZM116 234V235H117ZM136 234V233H135ZM145 234V233H144ZM148 234V233H146ZM159 234V233H157ZM162 234V233H161ZM194 234V233H193ZM200 234V233H198ZM114 235V234H113ZM119 235V234H118ZM127 235V234H126ZM129 235V234H128ZM131 235V234H130ZM132 235H134L132 233ZM139 235V234H138ZM163 235V234H162ZM171 235V234H169ZM173 235V233H172ZM171 235V236H172ZM201 235V234H200ZM229 235V234H228ZM46 238H45V237ZM137 236V235H136ZM140 236V235H139ZM149 236V235H148ZM153 236V235H152ZM156 236V235H154ZM159 236V235H157ZM182 236V235H181ZM185 236V237H186ZM190 236H192V233L190 234ZM204 236V235H203ZM202 236V237H203ZM67 237V238H66ZM110 237V236H109ZM115 237V236H114ZM144 237V236H143ZM146 237V236H145ZM150 237H151V233H150ZM161 237V236H159ZM164 237H165V234H164ZM164 237H161L159 240L163 243V241L166 242L167 239H164ZM183 238L182 240L186 239V238ZM188 237V236H187ZM196 237V236H194ZM194 237H193V241H194ZM201 237V239H202ZM1 238V237H0ZM111 238V237H110ZM116 238V237H115ZM147 238V237H146ZM169 238V237H168ZM171 238V237H170ZM198 238V236H197ZM200 238V237H199ZM204 238V237H203ZM226 238V236H225ZM22 239V238H21ZM108 239V237L106 238ZM113 239V238H112ZM112 239H110V241H112ZM131 239V238H129ZM128 239V240H129ZM135 239V238H134ZM138 239V238H137ZM143 239V238H142ZM155 239V237H154ZM163 239V241H162ZM200 239V240H201ZM70 240V239H69ZM76 240V238L74 239ZM114 241L112 242H115L116 239H113ZM141 240V239H140ZM145 241V238L143 239ZM147 240H153L152 238L151 239H148ZM157 241V238L155 239ZM181 240V241H182ZM65 241V240H64ZM71 241V240H70ZM78 241V240H77ZM107 241V240H106ZM105 241V242H106ZM117 241H118V238H117ZM136 241V240H135ZM139 241V240H138ZM138 241L135 242L136 245H141L140 243L138 244ZM169 241V239H168ZM173 241V240H172ZM180 241V242H181ZM187 243L189 242V245L190 243L192 242L193 244V241H191V239L188 241V239H186ZM196 241V240H195ZM194 241V242H195ZM224 241V240H223ZM229 241V240H228ZM1 242V240H0ZM49 242V243H51ZM76 242V241H75ZM133 242V241H132ZM141 242V241H139ZM151 242V241H150ZM171 242V241H170ZM169 242V243H170ZM208 242V241H207ZM63 243V242H62ZM109 243V242H108ZM119 243V242H118ZM134 243V242H133ZM142 243V242H141ZM168 243V242H167ZM185 243V246L186 244ZM197 243V242H196ZM209 243V242H208ZM221 243V242H220ZM225 243H228V242H225ZM230 243L229 241V244H232ZM64 244V243H63ZM75 243H73L72 246H75L74 245ZM96 244V243H95ZM104 244V243H103ZM107 244V242H106ZM104 244V245H106ZM116 246L117 244L115 243H110V247L113 248V246ZM144 244V243H143ZM142 244V246H143ZM148 242L146 243V246H147ZM173 244V242H172ZM183 244V243H182ZM191 244V245H192ZM206 244V243H205ZM204 244V246H206ZM224 244V243H223ZM92 245V244H91ZM130 245V244H129ZM135 245V246H136ZM145 245V244H144ZM153 245H155L153 243ZM161 245V244H159ZM165 245V244H164ZM162 244V247L164 246ZM168 245V244H167ZM187 244V246H189ZM190 245V246H191ZM225 245V244H224ZM93 246V245H92ZM97 246V245H96ZM107 247H109L108 245H106ZM105 246V248H106ZM131 246V245H130ZM134 246V245H133ZM133 246L131 248H133ZM136 246V247H137ZM141 246V247H142ZM144 246V247H146ZM166 246V245H165ZM189 246V247H190ZM192 246H196L195 244H193ZM202 246V245H201ZM228 247V244L226 245ZM224 246V248L226 247ZM231 246V245H230ZM25 247V246H24ZM118 247V246H117ZM136 247L134 249H136ZM157 248V246L155 245L154 248ZM167 247V246H166ZM169 247V246H168ZM184 247V246H183ZM197 247V246H196ZM200 247V246H199ZM213 247V246H212ZM223 247V246H222ZM84 248L86 249L85 250V256H83V253H84ZM100 248V247H98ZM138 248V247H137ZM151 248V247H150ZM159 248V247H158ZM192 248V247H191ZM203 248V247H202ZM210 248V247H208ZM233 248V246L231 247ZM25 249V248H24ZM103 249V248H102ZM111 249V248H110ZM115 249V248H114ZM119 249V248H118ZM125 248H123L124 250ZM144 249V248H143ZM160 249H162L160 247ZM166 249V248H165ZM230 249V248H229ZM233 249V250H234ZM101 250V249H99ZM106 250L108 251V248H106ZM106 250L102 251L104 253H106L105 255H107V252ZM112 250V249H111ZM120 250V249H119ZM127 250V249H126ZM138 250V249H137ZM142 250V249H141ZM153 250V249H152ZM157 250V249H155ZM201 250V248H200ZM204 250V249H203ZM210 250V249H208ZM217 250V248H216ZM223 252L225 253H229L228 255L230 256V251L227 252L224 251L225 249H222ZM98 251V249H97ZM114 251V250H112ZM116 251H118L116 249ZM115 251V252H116ZM128 251V250H127ZM129 251H131L129 249ZM136 251V250H135ZM140 251V250H139ZM149 251V250H148ZM158 251V250H157ZM160 251V250H159ZM183 251V250H182ZM236 251V250H234ZM261 255H259L258 253ZM22 252V251H21ZM122 252V251H121ZM119 252V253H121ZM138 252V251H137ZM144 252V251H142ZM141 252V253H142ZM163 252V251H162ZM167 252V250H166ZM216 252V251H215ZM41 253V254H42ZM94 253V251H93ZM112 253V252H111ZM114 253V252H113ZM125 251L121 254H124ZM127 253V252H126ZM169 253V252H168ZM167 253V254H168ZM185 253V252H184ZM220 253H222L220 251ZM231 253H232V249H231ZM235 253V252H234ZM234 253L232 254L234 256ZM237 253V252H236ZM235 253V254H236ZM21 254V253H20ZM101 254V253H100ZM108 254H110V252H108ZM117 254V253H115ZM133 254H135L133 252ZM146 254V253H145ZM157 253L155 254H152V255H156ZM170 254V253H169ZM200 254V252H199ZM43 255V257H44ZM60 255H64V261L60 258ZM118 255V254H117ZM129 255V254H128ZM141 255V254H140ZM149 255V254H148ZM151 255V254H150ZM161 255V254H158V256ZM164 255V254H163ZM184 255V254H183ZM192 255V254H191ZM23 256V255H22ZM21 256V257H22ZM95 256V255H94ZM98 256V254L96 255ZM102 256V255H101ZM101 256H98V258H100ZM108 256V255H107ZM110 256V255H109ZM108 256V257H109ZM119 256H122L119 254ZM118 256V257H119ZM127 255L123 256L126 257ZM139 256V254H138ZM147 256V255H146ZM162 256V255H161ZM160 256V257H161ZM171 256V255H170ZM182 256V255H181ZM195 256V255H194ZM200 256V255H199ZM19 257V258H21ZM28 257V256H27ZM82 257H84L82 259ZM106 257V256H105ZM104 257V258H105ZM105 259V261H107V258ZM117 257V256H115ZM128 257V256H127ZM153 257V256H152ZM155 257V256H154ZM232 258V256H230ZM238 257V258H239ZM24 258V257H23ZM45 258V257H44ZM94 258H97V257H94ZM93 258V259H94ZM103 257H101L100 259L102 260ZM112 258V257H111ZM120 258V257H119ZM143 258V257H142ZM147 258V257H145ZM144 258V259H145ZM149 258V257H148ZM178 258V257H177ZM193 258V257H192ZM223 258V257H222ZM228 258V257H227ZM226 258V259H227ZM236 258V257H234ZM25 259V258H24ZM23 259V260H24ZM100 259H97V263ZM110 259V258H109ZM108 259V261H109ZM114 259V257L112 258ZM117 259V258H116ZM115 259V260H116ZM126 259V258H125ZM158 258H155L151 261H154ZM163 259V258H162ZM167 259V257H166ZM175 259V258H174ZM202 259V258H201ZM208 259V258H207ZM237 259V258H236ZM100 260V261H101ZM114 260V261H115ZM120 260V259H119ZM122 260V258H121ZM170 260V259H169ZM167 259V261H169ZM224 260V259H223ZM222 260V261H223ZM234 260V259H232ZM86 261V260H85ZM98 264H104L106 262H101ZM104 261V259H103ZM107 261V263H108ZM118 261V259H117ZM122 261H125V260H122ZM150 261V260H149ZM160 261V263H162L163 261L162 260H158L157 263ZM162 261V262H161ZM166 261V260H165ZM174 261V260H173ZM194 261V260H193ZM24 264L25 263H28V264H35L34 261H30V260H24L23 261ZM88 262V261H86ZM96 262V261H95ZM110 262V261H109ZM170 262V261H169ZM179 262V261H178ZM176 262V263H178ZM184 262V261H183ZM229 262V260H228ZM257 262V263H258ZM22 263V262H21ZM112 263V262H111ZM156 262H154L155 264ZM168 263V262H167ZM234 263L235 264H238L236 263V261L234 260ZM37 264V262H36ZM91 264V263H90ZM95 264V263H94ZM116 264V262H115ZM166 264V263H165ZM169 264V263H168ZM223 264V263H222ZM226 264V263H225ZM229 264V263H227ZM232 264V263H230ZM240 264V263H239Z\"/></svg>",
    "mask_w": 264,
    "mask_h": 264
}]
</instances>
